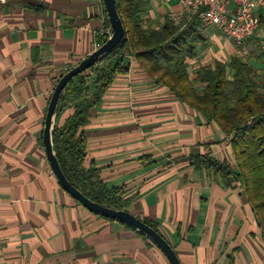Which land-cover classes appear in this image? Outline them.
Returning a JSON list of instances; mask_svg holds the SVG:
<instances>
[{
  "label": "crops",
  "instance_id": "obj_1",
  "mask_svg": "<svg viewBox=\"0 0 264 264\" xmlns=\"http://www.w3.org/2000/svg\"><path fill=\"white\" fill-rule=\"evenodd\" d=\"M181 14L177 0H152L144 24L159 28ZM104 31L103 0L0 1V264H171L147 236L68 193L46 154L54 88L100 46ZM203 32L206 40L187 59L191 80L199 68L238 56L231 39ZM257 37H264L261 26L249 39V58L262 68ZM130 61L90 111L85 165L123 186L126 210L157 223L182 264H264L263 232L239 183L180 160L210 154L237 168L229 139L159 73ZM72 112L63 109L58 123Z\"/></svg>",
  "mask_w": 264,
  "mask_h": 264
},
{
  "label": "trees",
  "instance_id": "obj_2",
  "mask_svg": "<svg viewBox=\"0 0 264 264\" xmlns=\"http://www.w3.org/2000/svg\"><path fill=\"white\" fill-rule=\"evenodd\" d=\"M151 1L117 0L126 28L123 39L97 64L74 76L62 91L53 128L61 168L70 183L91 200L114 209H126L130 204L123 186L108 185L97 167L85 165L88 145L85 126L90 122L91 109L102 103L117 76L129 71L128 55H133L144 62L150 73H159L158 79L182 102L219 125L229 139L237 168L210 154H190L180 160L218 172L228 185L238 182L264 236V65L260 68L249 56L244 59L234 56L229 62L216 61L214 67L199 68L196 78L191 80L187 59L195 57L198 43L206 40L199 13L185 14L178 22L167 18L159 28L146 27L144 16ZM104 17L105 31L100 35L99 45L111 31L105 3ZM260 26L264 29V15ZM257 60L264 64L261 47ZM66 107L73 112L59 124L60 112ZM144 221L160 233L157 223ZM230 259L234 263L233 257Z\"/></svg>",
  "mask_w": 264,
  "mask_h": 264
},
{
  "label": "water",
  "instance_id": "obj_3",
  "mask_svg": "<svg viewBox=\"0 0 264 264\" xmlns=\"http://www.w3.org/2000/svg\"><path fill=\"white\" fill-rule=\"evenodd\" d=\"M104 3L111 24L110 35L103 44L98 46L93 52L82 59L78 64L67 70L58 80L51 95L45 118L43 139L46 154L61 186L76 200L81 202L87 209L98 215L117 220L128 226H131L132 228H135L136 230L147 236L149 239H151L164 252L171 264H182L176 251L168 242V240L156 229L147 224L144 220L132 214L126 209H114L93 201L88 198L82 191L73 186L64 174L54 148L53 128L57 115L59 97L62 91L74 76L94 66L102 58L111 53L114 47L123 39L126 33V28L118 11L117 0H104Z\"/></svg>",
  "mask_w": 264,
  "mask_h": 264
},
{
  "label": "built area",
  "instance_id": "obj_4",
  "mask_svg": "<svg viewBox=\"0 0 264 264\" xmlns=\"http://www.w3.org/2000/svg\"><path fill=\"white\" fill-rule=\"evenodd\" d=\"M169 1V0H165ZM183 14L177 16L176 21L185 14H197L204 29L213 28L231 39L240 58H247L250 54L249 39L256 37L260 28V7L264 0H177ZM258 44L264 50V37H257ZM131 60L133 55H128Z\"/></svg>",
  "mask_w": 264,
  "mask_h": 264
}]
</instances>
